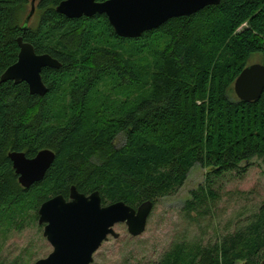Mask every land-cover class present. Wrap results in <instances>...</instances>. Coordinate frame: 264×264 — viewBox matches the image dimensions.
<instances>
[{
	"label": "trees",
	"instance_id": "16d2710c",
	"mask_svg": "<svg viewBox=\"0 0 264 264\" xmlns=\"http://www.w3.org/2000/svg\"><path fill=\"white\" fill-rule=\"evenodd\" d=\"M61 1L37 0L31 25L32 0H0V78L18 61L20 37L61 63L43 69V96L25 81L0 84V233L36 226L43 202L69 199L73 186L99 191L103 205L152 201V216L201 164L206 180L183 211L203 228L153 260L124 264H262L264 204L235 212L218 231L212 212L226 184L264 158V91L251 102L233 95L249 59L259 54L264 64V0H221L138 38L119 36L105 14L67 17ZM43 149L55 161L25 188L9 154ZM29 262L0 254V264Z\"/></svg>",
	"mask_w": 264,
	"mask_h": 264
},
{
	"label": "water",
	"instance_id": "95a60500",
	"mask_svg": "<svg viewBox=\"0 0 264 264\" xmlns=\"http://www.w3.org/2000/svg\"><path fill=\"white\" fill-rule=\"evenodd\" d=\"M36 1L27 23L35 14ZM221 0H62L57 11L70 18L105 14L115 32L124 38H138L145 32L159 28L171 18L191 16ZM18 61L1 76L0 84L7 81L28 83L32 94L45 95L48 88L42 71L46 67L59 68L61 63L50 54H37L34 46L18 39ZM237 97L244 102L258 100L264 91V64L256 63L244 68L234 83ZM9 157L20 184L30 188L43 180L55 161L51 149H43L30 158L24 152H10ZM153 202L146 201L134 208L125 202L103 205L99 191L89 195L75 186L70 198L56 195L38 210L39 224H44L43 235L53 251L35 264H93L94 255L110 237L119 238L115 230L125 223L132 236L142 235L147 228Z\"/></svg>",
	"mask_w": 264,
	"mask_h": 264
},
{
	"label": "rangeland",
	"instance_id": "374dc122",
	"mask_svg": "<svg viewBox=\"0 0 264 264\" xmlns=\"http://www.w3.org/2000/svg\"><path fill=\"white\" fill-rule=\"evenodd\" d=\"M37 14L30 20L31 25L37 21ZM261 63L263 57L253 55L248 65ZM236 96L235 92H233ZM206 168L201 164L194 166L185 184L172 196L165 197L156 205L150 216L145 233L133 238L125 223H119L115 230L119 238L110 237L94 255L93 264H124L126 261H149L168 248L178 237L189 235L195 237L203 228V221H194L185 216L183 208L191 193L206 180ZM222 200L212 212L215 230L221 222H226L235 212L243 208L250 209L257 204H264V158H254L246 175L231 179L222 192ZM193 216H197L194 213ZM221 221V222H220ZM28 225L22 232H12L8 236L0 233V254L7 259L23 256L29 264L46 258L53 247L43 235L44 224ZM208 229L205 230V233ZM7 237V238H6ZM264 264V262H262Z\"/></svg>",
	"mask_w": 264,
	"mask_h": 264
},
{
	"label": "bare ground",
	"instance_id": "6f19581e",
	"mask_svg": "<svg viewBox=\"0 0 264 264\" xmlns=\"http://www.w3.org/2000/svg\"><path fill=\"white\" fill-rule=\"evenodd\" d=\"M71 192V191H70ZM69 198H70V196H69Z\"/></svg>",
	"mask_w": 264,
	"mask_h": 264
}]
</instances>
